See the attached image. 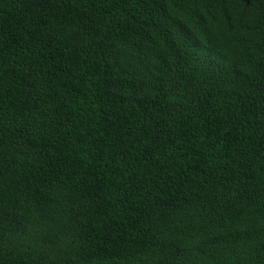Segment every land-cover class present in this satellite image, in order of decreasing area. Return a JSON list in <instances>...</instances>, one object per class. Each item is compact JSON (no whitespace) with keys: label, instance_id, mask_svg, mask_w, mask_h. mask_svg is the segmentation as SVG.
<instances>
[{"label":"trees","instance_id":"trees-1","mask_svg":"<svg viewBox=\"0 0 264 264\" xmlns=\"http://www.w3.org/2000/svg\"><path fill=\"white\" fill-rule=\"evenodd\" d=\"M0 264H264V0H0Z\"/></svg>","mask_w":264,"mask_h":264}]
</instances>
